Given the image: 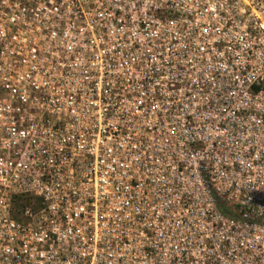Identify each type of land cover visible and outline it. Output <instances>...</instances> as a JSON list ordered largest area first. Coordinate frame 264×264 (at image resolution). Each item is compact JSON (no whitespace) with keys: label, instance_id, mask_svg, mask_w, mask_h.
Here are the masks:
<instances>
[{"label":"built area","instance_id":"obj_1","mask_svg":"<svg viewBox=\"0 0 264 264\" xmlns=\"http://www.w3.org/2000/svg\"><path fill=\"white\" fill-rule=\"evenodd\" d=\"M0 264H264V0H0Z\"/></svg>","mask_w":264,"mask_h":264},{"label":"trees","instance_id":"obj_2","mask_svg":"<svg viewBox=\"0 0 264 264\" xmlns=\"http://www.w3.org/2000/svg\"><path fill=\"white\" fill-rule=\"evenodd\" d=\"M27 202H28V198L20 196L15 200V205L17 208H19L24 206Z\"/></svg>","mask_w":264,"mask_h":264}]
</instances>
